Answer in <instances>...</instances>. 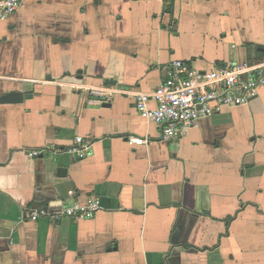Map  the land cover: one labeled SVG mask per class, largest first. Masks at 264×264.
Listing matches in <instances>:
<instances>
[{
	"label": "crops",
	"instance_id": "1",
	"mask_svg": "<svg viewBox=\"0 0 264 264\" xmlns=\"http://www.w3.org/2000/svg\"><path fill=\"white\" fill-rule=\"evenodd\" d=\"M175 61L263 62L264 0H22L0 21V96H31L0 105V264H264V87L165 142L136 96Z\"/></svg>",
	"mask_w": 264,
	"mask_h": 264
},
{
	"label": "built area",
	"instance_id": "2",
	"mask_svg": "<svg viewBox=\"0 0 264 264\" xmlns=\"http://www.w3.org/2000/svg\"><path fill=\"white\" fill-rule=\"evenodd\" d=\"M22 0H0V21H8L20 10ZM166 79L151 93L136 96L139 114L162 127V139L177 143L183 140L201 120L220 114L225 108L247 106L264 87V61L227 64L211 71H200L183 61H175L165 68ZM91 104L108 103L123 94L112 88L90 90ZM131 144L143 141L131 138ZM87 143L78 137L69 153L86 157ZM51 151L61 155L65 152L57 148ZM30 158L42 156V152L29 153ZM101 202L92 197L87 202H76L60 214L50 217L54 222L64 219L88 220L101 211ZM43 212L30 215L32 221L45 218Z\"/></svg>",
	"mask_w": 264,
	"mask_h": 264
},
{
	"label": "water",
	"instance_id": "3",
	"mask_svg": "<svg viewBox=\"0 0 264 264\" xmlns=\"http://www.w3.org/2000/svg\"><path fill=\"white\" fill-rule=\"evenodd\" d=\"M30 98L31 96L25 95L21 92H12L4 96H0V105L21 104L24 102L25 99H30ZM108 105L109 104H104V106H108Z\"/></svg>",
	"mask_w": 264,
	"mask_h": 264
}]
</instances>
